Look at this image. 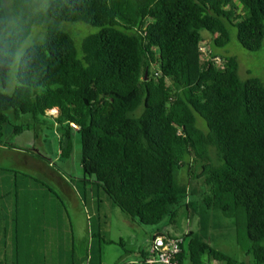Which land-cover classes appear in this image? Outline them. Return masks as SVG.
I'll return each mask as SVG.
<instances>
[{"label": "trees", "instance_id": "16d2710c", "mask_svg": "<svg viewBox=\"0 0 264 264\" xmlns=\"http://www.w3.org/2000/svg\"><path fill=\"white\" fill-rule=\"evenodd\" d=\"M77 24L98 30L77 43L69 27ZM227 26L236 29L242 49L257 52L264 38V0H50L38 25L43 37L27 67L15 77L11 94L0 91V146L9 111L31 115L35 123L53 119L64 133L58 145L63 159L70 157L75 130L82 189L94 183L142 227L164 219L172 224L180 209L192 208L188 197L197 189L177 178L186 166L189 177L201 180L206 207L245 233H237L236 244L248 262L203 240L202 215L200 236L179 235L187 244L178 261L264 264V84L242 80L235 58L221 57L218 67L199 51L201 31L219 48L228 41ZM6 81L0 71L1 89ZM193 163L199 174L192 172ZM42 234L36 231L34 239ZM157 235L162 234L152 235L148 247ZM48 248L46 254L34 246L42 257L22 263L23 252L13 254L4 241L0 264H63ZM146 255L147 250L142 264ZM85 261L70 253L69 264Z\"/></svg>", "mask_w": 264, "mask_h": 264}, {"label": "crops", "instance_id": "0c3cea01", "mask_svg": "<svg viewBox=\"0 0 264 264\" xmlns=\"http://www.w3.org/2000/svg\"><path fill=\"white\" fill-rule=\"evenodd\" d=\"M38 144L45 148L40 151L34 147L22 150L14 146L7 148V143L0 146V154L4 153L0 156V244L4 241L10 244L13 254L15 251L23 252L24 257L22 258L16 254L22 263L27 260L40 259L42 256L38 257L37 254L42 251L47 254L49 245L51 252L55 250L54 257L57 261L69 264L70 253L75 252L74 233L77 232L83 235L84 242L80 244L86 246V250L82 252V257H78L75 252L76 258L79 260L86 257L88 264H102L101 258H96L92 252L96 248L98 250L101 242L106 246L116 244V241L112 239V228L115 223L109 219V216L119 218L118 215L121 214L123 217L120 219L121 223L126 230H130L127 237L131 238V232L136 236L141 235V238L136 239L138 250L135 253L141 260L142 254L148 248L146 241L159 232L143 230L141 226L122 214L94 183L89 182L90 185L96 187L94 191L90 189L87 191V188L82 189L80 184L82 174L80 177H75L76 181L66 178L54 167L50 159V152H53L54 145L51 144L50 147L49 144L48 146L45 140H39ZM47 150L49 157H47ZM5 153L20 159L24 170L4 167L2 162ZM54 187L58 191H54L52 189ZM48 188L57 193L62 202L55 199ZM103 209H105L104 223L101 226ZM71 220H74L76 225ZM77 221H82L83 224L77 225ZM40 229L43 234L35 240L34 234ZM162 235L179 236V234L170 233ZM115 237L118 245L123 248L122 236L118 234ZM64 238L67 239L64 240ZM133 244L134 241L131 240L129 245ZM34 246H38L42 251H34ZM86 251L89 253H85ZM121 254L125 256L132 252L123 249ZM129 264L142 263L140 261Z\"/></svg>", "mask_w": 264, "mask_h": 264}, {"label": "rangeland", "instance_id": "374dc122", "mask_svg": "<svg viewBox=\"0 0 264 264\" xmlns=\"http://www.w3.org/2000/svg\"><path fill=\"white\" fill-rule=\"evenodd\" d=\"M50 1V0H49ZM5 3V0H2ZM239 9L241 7L237 5ZM70 29L74 30V37L77 43L80 42L82 38L89 34H93L97 32V28L91 27L85 24H77L69 26ZM228 32V41L223 47H214L212 43V36L205 31H201L202 36V43L206 48V52L204 53L205 56L201 58L203 60L211 58L212 54L216 55L217 57H233L236 59L238 63V75L242 80L248 78H256L259 79L264 84V38L262 40V44L260 49L257 52H248L242 49L238 42H237V33L236 29L230 26H227ZM43 35L37 31L36 41L40 40ZM35 41V42H36ZM212 47V48H211ZM208 50L211 51L208 52ZM213 56V57H216ZM16 86L15 78L11 76H7L6 86L5 88L1 89L0 91L5 94H11ZM49 114L52 116H57L56 111H50ZM8 117L9 124L4 127V141L7 143V148H11L12 146L16 148H21L25 150V148H37V150L44 149L45 146L41 147L38 144L40 141H47L48 146L50 144L54 145L53 152H50V159L54 163V167L59 170L63 175L66 176L68 179L75 180V177H80L82 171L80 169V145H79V138L76 134L75 130L70 131V139H71V153L68 159H63L59 155V140L60 135L64 134L62 130H58L56 125L54 124L53 119L50 118H38L39 124L35 123L32 119L31 115L27 114H19L17 116L14 115L12 111L6 113ZM41 120H43V124H41ZM199 123L202 124L203 129H205V125L203 120L198 118L197 120ZM197 122V123H198ZM26 124H29L32 128L31 130H26ZM15 127H20L23 130L21 132H15ZM206 131V129H205ZM9 144V145H8ZM11 145V146H10ZM4 153H1L0 156H3ZM47 157H49V153L47 150ZM186 163H188L187 159L185 158ZM194 162V161H193ZM4 167L8 168H20V170H24L23 163L20 159L16 157H12L9 153H5V158L2 162ZM193 163L192 169L196 174H199V170H197V164ZM188 167L181 168L178 171V180L182 183H187L189 180V189H197V193H191L188 197L192 203V208H188V211L185 208L180 209L178 216L173 220V223L170 224V221L164 219L162 222L155 226H141L143 230H148L150 232H159L160 234H184L185 232L192 231L193 233H197L200 236L199 231L201 228L202 221H200V217L205 216L206 222L204 234L202 235L203 240L207 241L212 248L215 250L220 251L223 254H226L230 257L237 258L238 261H243L245 263L248 262V258L244 257L241 253L238 245L236 244L237 233L239 232V236L245 238V233L243 230L239 229L240 231H235L232 225V221L230 219L225 218L220 213L213 211L212 209H208L206 204L204 203V196L202 194V189L200 188V179H194L193 177H189L187 172ZM182 176V179H181ZM76 181V180H75ZM87 191L93 190L96 188L90 184L86 186ZM54 191H58L55 187L52 188ZM89 200V199H88ZM104 212L105 209L102 210L101 214V226H103L104 220ZM117 216H109V219L113 220V230H112V239L116 241V244L105 245L101 242L99 244V248L97 250L94 249L92 255L96 258H101L102 264H129L130 262H140V258L137 254H135L138 250V245L136 243V239L141 238V235L136 236L134 233L131 232V238H128L127 235L130 233V230H126L124 225L121 223L120 219L123 218L122 215ZM126 216V215H125ZM74 225L76 222L71 220ZM88 222V219H87ZM93 223V220H92ZM119 223V224H118ZM121 223V224H120ZM78 224H83L82 221H77ZM115 231V233H114ZM120 234L122 236L123 241V248L118 245L115 235ZM135 235V236H134ZM244 235V236H243ZM75 238V252L78 257H82V252L84 249L86 250V246H82L80 243L84 242V237L82 234H78L77 232L74 233ZM67 238H64V240ZM148 239V238H147ZM63 240V241H64ZM131 240L134 241V244L130 246ZM138 241V240H137ZM147 242V246L149 241ZM187 244V239H185L184 245ZM146 246V247H147ZM125 250H130L132 254H127L123 256L121 252ZM85 253H89L86 251ZM8 257L10 256V252H8ZM88 255V254H87ZM6 259V260H7ZM11 260V259H10ZM211 262L212 259L209 258ZM9 264V262H8ZM84 264H88L87 261ZM212 264H219L217 262H213Z\"/></svg>", "mask_w": 264, "mask_h": 264}, {"label": "clouds", "instance_id": "9594fccd", "mask_svg": "<svg viewBox=\"0 0 264 264\" xmlns=\"http://www.w3.org/2000/svg\"><path fill=\"white\" fill-rule=\"evenodd\" d=\"M49 0H5L0 4V71L15 78L27 67L40 18Z\"/></svg>", "mask_w": 264, "mask_h": 264}, {"label": "built area", "instance_id": "2783aa9c", "mask_svg": "<svg viewBox=\"0 0 264 264\" xmlns=\"http://www.w3.org/2000/svg\"><path fill=\"white\" fill-rule=\"evenodd\" d=\"M201 56H205L206 48L203 43L199 46ZM212 62L218 66H222L223 60L219 57H211ZM208 58V59H211ZM74 129H77L75 125H71ZM185 242L182 236H155L147 249V255L145 257L146 264H181L178 261V255L181 253V248Z\"/></svg>", "mask_w": 264, "mask_h": 264}]
</instances>
